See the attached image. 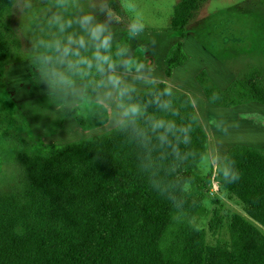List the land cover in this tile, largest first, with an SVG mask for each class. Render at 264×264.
Masks as SVG:
<instances>
[{
    "label": "trees",
    "instance_id": "trees-1",
    "mask_svg": "<svg viewBox=\"0 0 264 264\" xmlns=\"http://www.w3.org/2000/svg\"><path fill=\"white\" fill-rule=\"evenodd\" d=\"M14 1L0 0V80L18 48L8 20ZM199 2L174 6L171 26L181 39ZM183 59L179 40L166 58L167 76ZM204 74L197 80L211 103H241ZM242 85L264 106L254 70ZM120 91L140 111L116 129L45 156L17 154L24 178L0 190V264H264V153L247 145L228 150L213 180L240 208L230 210L210 195L211 176L197 173L208 136L190 97L163 82L144 90L121 82ZM206 201L205 228L198 216ZM223 229L228 239L208 243V232Z\"/></svg>",
    "mask_w": 264,
    "mask_h": 264
},
{
    "label": "rangeland",
    "instance_id": "rangeland-1",
    "mask_svg": "<svg viewBox=\"0 0 264 264\" xmlns=\"http://www.w3.org/2000/svg\"><path fill=\"white\" fill-rule=\"evenodd\" d=\"M179 1L106 0L114 17L111 55L116 73L137 90L163 81L173 92L189 94L197 121L208 136L197 173L211 176L212 197L240 211L213 176L233 145L264 153V106L245 96L242 85L254 70L264 86V0H200L183 39L171 26ZM90 2L15 0L10 9L8 20L18 48L0 80V190L24 178L18 153L45 156L65 144L107 134L126 118L122 112L127 105L110 86H103L106 77L95 64L88 68L81 62L91 52L64 57L57 50L69 33L79 31L75 20L80 8ZM69 21L72 27H66ZM179 40L184 59L167 76L165 61ZM203 72L209 85L224 88L241 103L232 107L210 103L197 80ZM204 204L198 219L206 228L212 205ZM258 227L264 233V227ZM226 239L224 229L216 236L207 233L210 244Z\"/></svg>",
    "mask_w": 264,
    "mask_h": 264
},
{
    "label": "clouds",
    "instance_id": "clouds-1",
    "mask_svg": "<svg viewBox=\"0 0 264 264\" xmlns=\"http://www.w3.org/2000/svg\"><path fill=\"white\" fill-rule=\"evenodd\" d=\"M100 16L103 19H99ZM113 20L114 17L107 8L106 0H91L86 8H80V14L75 20L79 31L69 33L63 47L57 50L61 51L64 57H82V53L91 52V56L83 57L81 62L88 68L93 67V64H95L97 71L103 77H106L103 86H110L113 89V95L122 96L124 93L120 91L121 79L116 73L117 64L111 55L113 44L111 24ZM72 23V21H69L66 27H72ZM133 27L136 28L137 26L133 25ZM121 64L126 67L123 62ZM139 78L146 79L145 77ZM168 94H170V91H168ZM121 108H123V105H121ZM139 111L138 106L130 104L127 108H123L122 115L125 117L136 116ZM163 126V122L156 125V127ZM239 178V173L233 177L234 180Z\"/></svg>",
    "mask_w": 264,
    "mask_h": 264
},
{
    "label": "crops",
    "instance_id": "crops-1",
    "mask_svg": "<svg viewBox=\"0 0 264 264\" xmlns=\"http://www.w3.org/2000/svg\"><path fill=\"white\" fill-rule=\"evenodd\" d=\"M175 68V67H174ZM173 68V69H174ZM171 72H172V70H171ZM122 82V81H121ZM160 82H163V81H160ZM160 82H156V83H160ZM124 84H126L127 86H129L125 81L123 82ZM163 83H165V82H163ZM155 84V83H154ZM166 84V83H165ZM153 85V84H152ZM167 86H168V84H166ZM129 87H131V86H129ZM169 87V86H168ZM217 88H220V89H224V88H221V87H218V86H216ZM132 88V87H131ZM134 89V88H133ZM203 89V88H202ZM137 90V89H136ZM203 93H204V91H203ZM180 94H186V95H188L189 96V94L188 93H180ZM204 95H205V93H204ZM190 97V96H189ZM205 97H206V95H205ZM207 98V97H206ZM190 99H191V97H190ZM209 101V100H208ZM191 102H192V100H191ZM210 102V101H209ZM211 103V102H210ZM192 105H193V102H192ZM216 105V104H215ZM193 107H194V105H193ZM194 111H195V107H194ZM195 116H196V113H195ZM197 119V118H196ZM198 122V121H197ZM199 124V123H198ZM200 125V124H199ZM203 129V128H202ZM204 130V129H203ZM205 131V130H204ZM206 132V131H205Z\"/></svg>",
    "mask_w": 264,
    "mask_h": 264
}]
</instances>
